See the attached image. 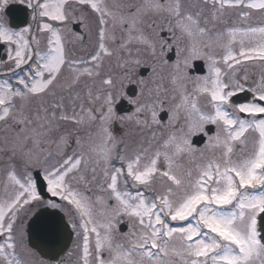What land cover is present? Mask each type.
Masks as SVG:
<instances>
[{"label": "snow or ice", "instance_id": "1", "mask_svg": "<svg viewBox=\"0 0 264 264\" xmlns=\"http://www.w3.org/2000/svg\"><path fill=\"white\" fill-rule=\"evenodd\" d=\"M0 264H264V0H0Z\"/></svg>", "mask_w": 264, "mask_h": 264}, {"label": "flooded vegetation", "instance_id": "2", "mask_svg": "<svg viewBox=\"0 0 264 264\" xmlns=\"http://www.w3.org/2000/svg\"><path fill=\"white\" fill-rule=\"evenodd\" d=\"M15 15H16V13L14 12L13 16H15ZM139 71L141 73H144V69L143 68H141ZM128 93H129V95H134L135 94V86L134 85H129L128 86ZM117 107H118L119 111L123 112V111L127 110L130 106L127 104L126 101L122 100L121 103ZM69 246H70V244H69Z\"/></svg>", "mask_w": 264, "mask_h": 264}]
</instances>
